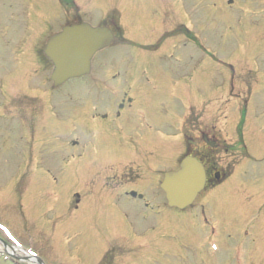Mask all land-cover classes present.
Masks as SVG:
<instances>
[{"label": "rangeland", "instance_id": "rangeland-1", "mask_svg": "<svg viewBox=\"0 0 264 264\" xmlns=\"http://www.w3.org/2000/svg\"><path fill=\"white\" fill-rule=\"evenodd\" d=\"M228 1L0 0V223L7 227L0 228L2 239L24 249L32 245L45 264H235L236 249L241 264H264V103H259L264 0H232V7ZM75 19L93 26L116 21L128 40L95 57L94 81L82 78L54 89L49 67L39 64L35 52L52 32ZM180 23L195 40L185 37ZM158 40V50L134 48ZM170 51L177 62L164 57ZM176 65L185 67L190 79L187 87L174 91L167 87L170 75L162 68ZM105 67L109 78L118 69L124 72L129 84L134 71L145 70L151 78L150 85H136L129 93L153 129L128 125L136 130L137 143L129 156L123 124L115 135L103 125L88 129L94 109L100 114L105 101H120L123 92L117 84L127 89L124 80L103 81ZM172 95L193 109L183 114ZM161 102L166 110L160 109ZM177 113L183 114L181 124L173 118ZM186 121L217 135L223 148L221 167L228 172L230 166L231 175L178 213L166 208L158 184L186 145L181 136L173 143L165 136L175 137ZM163 145L173 153L168 159L159 156ZM231 146L237 153L233 167ZM140 147H154L156 154L142 156ZM149 162L156 164L153 172H147ZM130 191L145 199L129 197ZM212 223L221 233L215 253L208 245ZM17 255L24 256L21 250ZM0 264L11 263L0 258Z\"/></svg>", "mask_w": 264, "mask_h": 264}, {"label": "water", "instance_id": "water-1", "mask_svg": "<svg viewBox=\"0 0 264 264\" xmlns=\"http://www.w3.org/2000/svg\"><path fill=\"white\" fill-rule=\"evenodd\" d=\"M113 41L107 28L91 27L86 23L63 27L48 39L43 54L52 64L50 79L55 87L69 79L84 76L89 71L94 54ZM205 174L194 159H184L177 172L166 174L162 190L170 207L183 209L190 205L203 189Z\"/></svg>", "mask_w": 264, "mask_h": 264}, {"label": "flooded vegetation", "instance_id": "flooded-vegetation-1", "mask_svg": "<svg viewBox=\"0 0 264 264\" xmlns=\"http://www.w3.org/2000/svg\"><path fill=\"white\" fill-rule=\"evenodd\" d=\"M163 69V68H162ZM107 70L103 68V80L106 81L107 80ZM148 70V69H147ZM155 70V69H154ZM153 70V71H154ZM168 75H170V85H180L185 87L187 85V75L185 73V70L183 71H176V70H165L163 69ZM119 73H116L114 75L111 76L112 79H115L116 76H119ZM121 75H123V77L120 78V81L122 82L124 80L125 84H126V88L124 87V85L120 84V82L117 84V86H119L121 88V93L123 92V94L121 95V99L118 102H115L113 104V100L111 101H105L103 105L100 106L101 109H105L104 111H102L100 114H97L95 112L96 107L92 108L94 109V113L96 114H92L90 116V119L93 121L92 123H89L88 129L91 125L95 124L94 126H98V125H103V127L106 128H110V132L111 134L115 135L117 134L118 131V127H122L120 126L121 124H123L126 128L124 130V139L130 141V143L128 142H124L126 149H125V153L127 156H129V151H131V147H135L134 145L137 144L134 141L135 138V134H136V130H130L128 125H139L140 122L137 119L136 115H135V111L140 110L142 112L143 109L140 107L136 108L133 104V100L130 98V94L129 92H127L129 86L131 87H135L136 85H150V81L151 78L146 76L145 70H140L138 72L134 71V78L135 80L132 81V85L129 84V78L128 75L124 76V73H122ZM169 82V80H168ZM91 87V86H90ZM126 90V91H125ZM233 90V84L231 83V93ZM101 102V100H100ZM87 108L89 107H85V111L84 114L86 115V111L88 110ZM165 110V108H164ZM166 112V111H165ZM145 113V112H144ZM145 115V114H144ZM180 119H182L181 116H179V121ZM146 123V121L144 122V124ZM181 124V123H180ZM181 128V125H179ZM207 127H200L199 130L196 128L191 127V125H189L186 121V123L183 125V129H180L181 135L183 136V138H187L188 135L191 134V132H196L195 133V137H192L190 141H188L189 144H186L183 151L181 152V156H193L195 158H197L199 161H201L204 166L207 169V184H214L216 182V175H218L219 177L222 176L223 173V167H221V163H220V159L218 158V155H220V152H222L223 150L222 145H220L217 141V138L215 135H213L211 133V131H207L206 129ZM151 132V131H150ZM151 134V133H150ZM207 140V141H206ZM141 140H139L140 142ZM209 142V143H208ZM212 142V143H210ZM145 144V143H144ZM212 144V145H211ZM142 148V149H141ZM149 151H147V150ZM155 148L154 147H146L143 149V147H140V152H143V154L145 155H152L155 154V151H153ZM139 149H136V152ZM143 150V151H141ZM228 150H224V152H227ZM135 153V152H134ZM139 154V153H137ZM236 151L234 150V148L231 146V167H233L235 165V155H236ZM179 155V156H180ZM168 157V155H165L164 158L166 159ZM168 159V158H167ZM219 159V160H218ZM149 164V163H148ZM146 164V165H148ZM227 168H230V166L226 165Z\"/></svg>", "mask_w": 264, "mask_h": 264}]
</instances>
